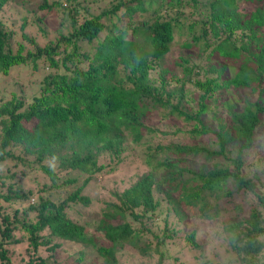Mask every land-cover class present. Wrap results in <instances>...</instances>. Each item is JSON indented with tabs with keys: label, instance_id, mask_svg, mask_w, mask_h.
Returning a JSON list of instances; mask_svg holds the SVG:
<instances>
[{
	"label": "trees",
	"instance_id": "16d2710c",
	"mask_svg": "<svg viewBox=\"0 0 264 264\" xmlns=\"http://www.w3.org/2000/svg\"><path fill=\"white\" fill-rule=\"evenodd\" d=\"M32 1L0 0V264L20 244L23 264L90 250L120 264L128 248L162 264L192 222L220 226L226 264H264V151L250 153L264 139V0H34L44 40L26 15L17 39L3 11ZM154 110L172 130L148 124ZM127 151L146 169L80 223L71 210L92 202L101 157Z\"/></svg>",
	"mask_w": 264,
	"mask_h": 264
},
{
	"label": "rangeland",
	"instance_id": "374dc122",
	"mask_svg": "<svg viewBox=\"0 0 264 264\" xmlns=\"http://www.w3.org/2000/svg\"><path fill=\"white\" fill-rule=\"evenodd\" d=\"M36 2L33 0L31 4L27 7L15 6L11 9H6L3 11V18L9 20L8 24L11 27H14L17 31V39H21V31L19 25L21 23L22 15H26L30 25L25 29L28 34L34 35L35 38H39L40 41L44 40V33L39 29L38 24L34 23V14L32 13L31 8L33 5L35 6ZM98 6V5H97ZM246 6V5H245ZM243 4L240 7H245ZM251 6V5H250ZM97 11L100 7H96ZM57 15L48 16L45 20V23H41V26L45 28L47 36L51 37L54 35V31L52 28L55 27L57 21ZM15 20V23H11L10 21ZM177 41L178 37L176 38ZM181 53L179 48L174 49V57ZM177 64H173L175 66L176 71L182 69L180 66H176ZM14 77H17V73H12ZM169 76V75H168ZM155 114L152 119H149L148 124H151L153 127H156L161 130H172L173 123L169 122L166 119L160 118L161 113L157 110H154ZM153 115V114H152ZM207 119L210 117L207 116ZM172 124V127H170ZM178 126H182L180 121L177 122ZM203 140H207V138L202 137ZM158 141L157 137L153 136L151 138L152 143H156ZM264 151V139L260 142V144L253 150H250V153L254 156H258L262 154ZM125 156L122 158V161L118 162L116 158L110 159L107 155L101 157V161L106 164L104 171L102 174L97 176L95 181H91L89 185L84 189V193L88 194L91 197L92 202L87 206L76 205L71 210V216L77 218L80 223H91L94 219L100 216L101 207L103 205V201L108 197L109 190L122 189L129 185L130 183V175H134L136 177V173L142 172L146 168L142 163L135 162L134 155L131 152L127 151L124 153ZM123 156V155H122ZM220 159V158H217ZM251 159V158H249ZM216 160V159H214ZM197 161V162H201ZM194 161V164L197 163ZM41 180V178H39ZM24 183L27 185L38 187L39 182L37 178H34V175H30L25 178ZM163 216V213L162 215ZM181 225H179V228ZM196 229V240L198 242H204L202 248L192 249L191 245H188L185 240V233L190 232L191 228ZM219 227L215 223L212 222H204V223H195L192 222L189 224V229L186 231H181L176 237L173 239H168L165 241V244L162 246V251H166V258H164L162 264H226L231 263L234 258V254L229 251H225V241L222 240V236L218 235ZM90 232V231H89ZM44 233H47L46 231ZM52 241H61L59 239ZM100 242L106 244L105 240L100 238ZM154 247V243H152ZM81 246L76 245L74 243L69 244V248L71 249H79ZM192 247V246H191ZM11 248V251L15 248V253L12 255V259L17 264H23L21 260L22 257H25L24 254V244H20ZM202 250V252H201ZM202 253V254H201ZM120 264H157L158 255L155 253L148 255H143L137 252V250L133 249H125L123 251H119ZM59 258L65 257L64 255H58ZM78 254L72 256L67 261L68 264H102V258L96 254L95 251H88L84 254L82 261H76ZM27 259V258H26ZM122 261V262H121Z\"/></svg>",
	"mask_w": 264,
	"mask_h": 264
}]
</instances>
